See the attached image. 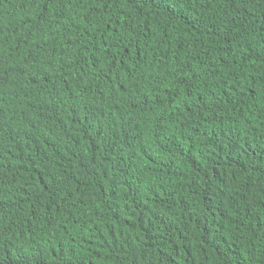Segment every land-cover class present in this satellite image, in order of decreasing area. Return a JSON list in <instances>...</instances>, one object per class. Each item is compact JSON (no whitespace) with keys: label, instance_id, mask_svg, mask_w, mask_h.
Listing matches in <instances>:
<instances>
[{"label":"trees","instance_id":"trees-1","mask_svg":"<svg viewBox=\"0 0 264 264\" xmlns=\"http://www.w3.org/2000/svg\"><path fill=\"white\" fill-rule=\"evenodd\" d=\"M0 264H264V0H0Z\"/></svg>","mask_w":264,"mask_h":264}]
</instances>
